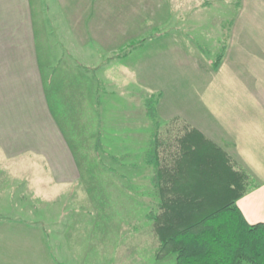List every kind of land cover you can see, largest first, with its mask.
Segmentation results:
<instances>
[{"label": "rangeland", "instance_id": "obj_1", "mask_svg": "<svg viewBox=\"0 0 264 264\" xmlns=\"http://www.w3.org/2000/svg\"><path fill=\"white\" fill-rule=\"evenodd\" d=\"M158 93L162 130L185 119L262 181L264 0H0V219L82 213L81 263L176 264L146 219Z\"/></svg>", "mask_w": 264, "mask_h": 264}, {"label": "trees", "instance_id": "obj_2", "mask_svg": "<svg viewBox=\"0 0 264 264\" xmlns=\"http://www.w3.org/2000/svg\"><path fill=\"white\" fill-rule=\"evenodd\" d=\"M240 3V0H237ZM224 58L221 53L217 69ZM161 93L145 100L154 123L144 163L152 171V225L155 257L176 264H264V223L249 224L237 203L257 185L228 151L185 119L165 130L158 122Z\"/></svg>", "mask_w": 264, "mask_h": 264}, {"label": "crops", "instance_id": "obj_3", "mask_svg": "<svg viewBox=\"0 0 264 264\" xmlns=\"http://www.w3.org/2000/svg\"><path fill=\"white\" fill-rule=\"evenodd\" d=\"M145 1H153L155 5L157 0ZM110 10L109 3V7L107 6L104 13H101L105 15L107 20L113 17ZM93 13L98 15L96 9L93 10ZM93 16L95 15L93 14ZM111 33L113 32L111 31ZM110 46H113V43ZM119 68L121 73H124L123 69ZM45 98L48 103L49 96H45ZM64 176L70 175L65 173ZM237 205L249 224L264 223V179L241 198ZM81 214L79 213L77 217H70V219H65L64 216L60 215L58 217L51 216L49 219L51 222H47L43 228L35 227L30 222L8 217L0 219V264H92L89 259L80 262V251H84V249L81 247L78 250L79 246L74 243L78 238L82 239L81 231L83 228L91 234L92 228L88 227L87 223H91V220L94 222L92 216H81ZM103 230L106 231V228ZM103 241H106V237ZM104 246L108 247L107 244ZM88 247L89 243L86 242L84 248L89 249ZM85 252L89 257V253L86 250ZM125 262L129 264L128 259H125ZM144 262V260L139 261L137 264H146Z\"/></svg>", "mask_w": 264, "mask_h": 264}]
</instances>
